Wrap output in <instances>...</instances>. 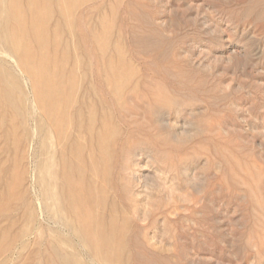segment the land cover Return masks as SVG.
<instances>
[{
	"label": "rangeland",
	"instance_id": "1",
	"mask_svg": "<svg viewBox=\"0 0 264 264\" xmlns=\"http://www.w3.org/2000/svg\"><path fill=\"white\" fill-rule=\"evenodd\" d=\"M49 31L82 121L94 105L114 131L102 197L118 219L109 264H264V0H78L69 29L55 19ZM113 75L125 78L120 90ZM24 105L23 118L0 101V264H56L45 242L62 223L43 220L35 179L41 114ZM46 129L58 159L64 142ZM83 130L67 136L89 166L100 153ZM66 231L68 253L101 264Z\"/></svg>",
	"mask_w": 264,
	"mask_h": 264
},
{
	"label": "bare ground",
	"instance_id": "2",
	"mask_svg": "<svg viewBox=\"0 0 264 264\" xmlns=\"http://www.w3.org/2000/svg\"><path fill=\"white\" fill-rule=\"evenodd\" d=\"M21 1L0 0V54L7 59H11L16 68L19 69V74L23 75L14 74L10 69L3 68L4 64L2 67L0 66V101L5 106L13 108L23 118V113L28 109H25L26 105H24L26 100L29 102L32 113L39 111L38 113L41 114V117L37 118L38 125L36 129L43 136V138L41 137L43 140L41 158L39 157L41 160L38 162L39 171L37 177L35 176V179L38 178L41 190L40 212L44 221V217H47L48 220L53 217V219H59L62 223L60 234L56 230L58 236L53 234L56 237L50 240L48 244L45 242V245L49 247L48 249L53 255L51 259L56 264H84L83 261L81 263L80 257L77 258L73 253H68L69 251L65 250L67 244L68 246L73 244L69 245L67 239L64 238L65 235L61 233L70 230L77 237L80 247L90 251V253H87L85 250L88 255L93 252L101 264H109L111 259L107 250L116 240H119V236H116L118 234V219L107 214V206L105 201L102 203V197L106 192L105 184L109 181L108 157L114 131L112 132L102 119L98 121L94 105L87 108V120L85 119L86 122L82 121V111L80 108L77 109L74 85L70 80L65 79L64 69L56 67V61L50 58L48 52L50 23L52 20L59 19L68 30L71 14L78 0H24L26 1L25 7H21ZM26 15H28L29 21L26 20ZM33 43L36 45L38 53L34 52ZM105 44V38L98 39L100 48L103 49ZM52 47L56 53L60 50L61 61H65L67 49H62L56 38ZM0 57L3 59L2 56ZM5 67H8V65L6 64ZM23 81H25V84ZM125 82V78L121 75H113L109 79V83L116 90H120ZM70 108L73 110L71 113ZM97 122L98 124L100 122L99 129H96L98 127ZM47 125L55 130L58 140L61 141L62 139L64 142L62 150L58 153V159L55 158L57 153L51 155L49 145L45 141L50 134V130L47 132ZM83 129L88 131L89 140L100 153L97 160L90 159L89 166L86 164L87 160L86 163L84 162L83 142L80 141L78 136L71 139V137H74L72 135L70 140L67 136L72 130L80 133ZM32 131H35V128ZM27 132L29 131L25 129V134ZM32 133L30 131L29 135ZM66 150L70 151V155L68 154L70 158L67 157ZM84 154L86 155V153ZM57 161L60 162L61 172L54 167ZM99 162L100 165L102 164L101 168L98 167ZM87 167L94 177L99 176L103 185H98L91 177H86L88 174ZM38 173H40L39 176ZM43 220H41L42 224ZM51 228L53 229V227ZM69 233L67 234L69 235ZM71 246L66 248L71 249ZM88 257L90 258V256ZM84 259L82 258V260Z\"/></svg>",
	"mask_w": 264,
	"mask_h": 264
}]
</instances>
